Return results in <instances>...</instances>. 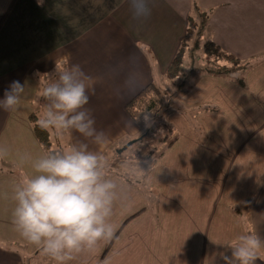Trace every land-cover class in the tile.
I'll use <instances>...</instances> for the list:
<instances>
[{
	"label": "crops",
	"instance_id": "obj_1",
	"mask_svg": "<svg viewBox=\"0 0 264 264\" xmlns=\"http://www.w3.org/2000/svg\"><path fill=\"white\" fill-rule=\"evenodd\" d=\"M10 2L0 0V21ZM150 7V16L135 19L130 0H43L42 4L37 0H17L9 12L0 29V99L17 80L27 84V94L17 110L0 108V146L8 148V156L0 159V264H49L51 259L16 230L12 197L21 175L31 171L20 158H35L46 152L35 133L31 115H42L45 110L46 102L40 92L56 60L67 58L80 64L93 78L86 107L95 118L97 130L108 137L106 145H97L73 130L67 132L69 145L88 143L91 150L107 156L117 143L141 136L144 126L135 123L124 107L146 86L157 84L158 78L170 80L165 70L189 18L199 20L203 11H209L210 19L202 37L240 58V63L223 60L219 64L231 71H200L192 76L188 57L182 77L188 84L184 103L199 112L196 114L209 135L214 127L228 122L249 130L251 139L256 135L259 140L247 142L242 156L235 152L215 156L212 150L215 161L224 160L229 170L235 161L240 165L227 188L223 178L214 186L209 182L213 181L212 176L201 179L202 175L190 178L187 173L151 174L149 157L144 162L148 173L142 179L150 174L148 181L156 204L146 209L147 227L143 223L136 227V222H131L132 232L137 231L132 240L140 253V260L133 264H225L221 257L230 255V250L222 244L247 228L264 237V0H150ZM187 144L171 143L168 150L162 149L157 156L163 158L168 151L174 154L176 150L177 159L185 157V162L190 156L182 151ZM196 144L194 149L210 145ZM251 149L260 172L244 176L243 163L250 162ZM244 179L249 181L247 191L239 186ZM143 208L141 203L128 221L119 219L115 228H121L112 241H102L100 252L114 242L121 247L106 259V264H128L124 256H129L131 249L126 239L117 240L118 232ZM153 215H157L155 219ZM37 252L42 256L33 258ZM133 257L137 259L138 254ZM91 259L83 255L85 264ZM256 264H264V260Z\"/></svg>",
	"mask_w": 264,
	"mask_h": 264
},
{
	"label": "clouds",
	"instance_id": "obj_2",
	"mask_svg": "<svg viewBox=\"0 0 264 264\" xmlns=\"http://www.w3.org/2000/svg\"><path fill=\"white\" fill-rule=\"evenodd\" d=\"M37 2L42 4L43 0ZM130 5L135 19L151 15L150 0H130ZM93 84V78L80 64L67 58L56 60L40 92L46 104L38 126L54 130L58 137L74 130L97 145H106V133L97 130L95 118L86 107ZM26 94L27 84L13 81L0 99V108L17 110ZM7 156L8 148L0 146V159ZM20 159L31 171L21 175L14 185L12 217L26 241L40 248L55 264H67L75 254L93 251L100 241L113 238L116 228L111 217L124 185L111 173V161L104 153L81 142ZM120 168V175L128 178L139 179L146 173L136 156H126ZM222 245L230 250V255L221 257L225 264H256L264 260V237L253 228Z\"/></svg>",
	"mask_w": 264,
	"mask_h": 264
},
{
	"label": "rangeland",
	"instance_id": "obj_3",
	"mask_svg": "<svg viewBox=\"0 0 264 264\" xmlns=\"http://www.w3.org/2000/svg\"><path fill=\"white\" fill-rule=\"evenodd\" d=\"M204 42L205 39L203 38L200 41V48L198 49L199 55H201L203 52ZM203 54L205 53L203 52ZM188 64H190V61ZM208 64L214 67L212 63L209 62ZM179 80H183V83L177 84ZM167 81L168 82H165V79L162 77L158 78L157 85L164 91L163 98L158 102L157 106L153 110L145 111L140 118L141 124L146 127V135H141L143 136L142 139L137 140L122 152H118V149L127 144L129 142L128 139L124 140L122 143L119 142L120 144L117 143L111 148L110 152H108L107 158L111 161V173L121 180V177L123 176L119 175L121 174L120 162L126 156L130 159L136 156L140 161V166L143 169H145L144 162L147 161L149 157H152L150 164H148L149 173L151 174L155 173L156 175H161L174 173V176H179L180 174L182 175L187 173L191 176L190 178H196L197 176L202 175L200 176L201 179L202 177L212 176L214 179L213 181L209 182H211L214 186H216V182H218L219 179L223 178L227 180V188L228 184L231 183V178L237 172V169H241L240 165H236L235 161L230 165L232 169L229 170L228 164L224 160L219 162L215 161L212 150L215 151V156L220 152H224L226 156L229 152H235L237 155L240 153V156H242L245 154L248 148L249 144L247 142L259 140V137L255 135L253 140L251 139L252 134L249 130H245L236 124L228 122H225L218 128L214 127L210 132V136L200 122L201 117L197 115L199 112L197 113L193 108L187 107L184 103L183 94L185 88L188 85L187 82H185V79L177 78L173 81ZM190 111H192L193 116H190ZM37 114L38 117L41 116L39 112ZM229 121L231 122V118H229ZM50 131L51 134H55L57 136L56 132H53L51 129ZM141 136L137 138H141ZM57 141L58 146L62 148L70 146L68 143V133H64L59 137L57 136ZM175 142H178V144L181 143L182 146L183 144L188 143L182 150L183 152H187L190 155L185 162V157L177 159V156H175L177 155L176 150L174 151V154L168 153V151L165 157L162 156L163 158H159L157 156L159 152H163L162 149L168 150V145ZM196 142L202 144L207 143L210 145H207V147H202L201 149H194V146L197 145ZM252 150L253 149L248 150V153L250 154V162L243 163L244 176L252 175L256 171L260 172V167L257 164V160L252 156ZM204 153H210L212 156H203ZM172 154L173 156H171ZM146 173H148V171H146ZM149 177L150 174H146L144 179L132 177L129 178V181L121 180L124 185L123 192L121 198L114 206L113 216L111 217V222L115 225L119 219L123 221L125 218L128 219L130 218L129 216L136 214V209L141 206V203H144L145 210H143L140 215H137L134 219L128 222L118 232L120 235L117 240L120 241V239H126V242L129 244L128 246L131 249V254L129 256H124L125 262L128 264H133L140 260V253L137 251L134 241L132 240L137 235V231L132 232L131 229L133 226L131 227V222H136L134 224L136 227L139 223H143L147 227V220L149 219V216L146 212L152 208L153 204H156L152 200L153 191L151 190L150 181H148ZM252 183L253 182L250 181V185ZM248 184L249 181L244 179L239 184V186L244 191H247L250 189ZM160 193H162V188ZM165 193L170 195L169 192ZM156 216L157 215H153L154 219ZM120 228L121 227L115 231V234ZM102 244V241H100L93 251H88V254H75L74 258L68 261L67 264H85L83 255L85 258H93L91 259L92 261H89L86 264H106V259L112 256L114 251L119 252L121 250V247H116V242H114L109 246L108 249L107 244L106 247L100 252ZM38 252L40 251L38 250ZM38 252L35 254V256H33V258H40L42 256V254H38ZM135 253L138 254L137 259L133 257ZM34 260H32V262ZM53 263L55 262L51 258L49 260V264Z\"/></svg>",
	"mask_w": 264,
	"mask_h": 264
},
{
	"label": "trees",
	"instance_id": "obj_4",
	"mask_svg": "<svg viewBox=\"0 0 264 264\" xmlns=\"http://www.w3.org/2000/svg\"><path fill=\"white\" fill-rule=\"evenodd\" d=\"M16 2L17 0H11V2L9 3V6L0 21V29ZM209 19V11L201 12L199 20L189 18L187 29L184 35L181 37L178 48L165 70L168 79L174 80L177 78H182L184 76L188 57H190L193 68L191 70L192 76L199 74L200 71H206L211 74H221L231 71V68H222V66L219 64V62L223 60H228L235 64L240 63V58H237L232 54L223 52L220 46L211 40H205L203 49V52L205 54H203L202 52L201 55H199L198 49L200 48V41L203 39V28L207 24ZM209 62L212 63L214 67L210 66L208 64ZM201 65L203 67H200ZM181 83H183L182 80ZM163 93L164 91L161 87H159L155 83H151L146 86L140 93H138L132 100H130L125 105L124 109L135 123H137L139 126H142L143 124H141L140 122L142 114L145 111L153 110L157 106L158 102L162 100ZM37 120L38 114L35 113L31 115V122L33 124L35 133L40 143L45 148L46 152L62 149V147L58 146L57 136L55 134H51L50 130L41 129L37 124ZM52 131L55 132L54 130ZM145 132L146 127L144 126V131L141 135L145 136ZM129 219L131 218H128L127 221Z\"/></svg>",
	"mask_w": 264,
	"mask_h": 264
},
{
	"label": "water",
	"instance_id": "obj_5",
	"mask_svg": "<svg viewBox=\"0 0 264 264\" xmlns=\"http://www.w3.org/2000/svg\"><path fill=\"white\" fill-rule=\"evenodd\" d=\"M143 136H141V138H135L133 140H130L127 144H125L122 148L118 149V152H122L123 150L127 149L130 145H132L133 143H135L137 140L142 139Z\"/></svg>",
	"mask_w": 264,
	"mask_h": 264
}]
</instances>
